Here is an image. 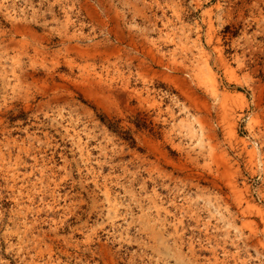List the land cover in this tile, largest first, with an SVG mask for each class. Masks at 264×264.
Returning <instances> with one entry per match:
<instances>
[{
  "label": "rangeland",
  "instance_id": "1",
  "mask_svg": "<svg viewBox=\"0 0 264 264\" xmlns=\"http://www.w3.org/2000/svg\"><path fill=\"white\" fill-rule=\"evenodd\" d=\"M0 264H264V0H0Z\"/></svg>",
  "mask_w": 264,
  "mask_h": 264
}]
</instances>
